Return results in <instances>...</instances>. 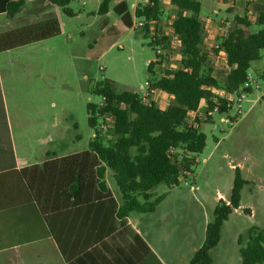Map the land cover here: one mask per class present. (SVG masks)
<instances>
[{
    "label": "rangeland",
    "instance_id": "374dc122",
    "mask_svg": "<svg viewBox=\"0 0 264 264\" xmlns=\"http://www.w3.org/2000/svg\"><path fill=\"white\" fill-rule=\"evenodd\" d=\"M101 1L73 0L69 5L73 15L65 14L60 7L46 9L58 18V36L0 54L5 109L19 152L32 151L40 157L46 150L88 148L95 131L88 123L87 106L102 103L94 88L104 79L113 81L120 91L147 92L148 66L157 59L151 35L156 24L150 23V35L145 27L127 29L112 11L107 16L99 14ZM148 1L129 0L131 14L134 16L136 7ZM200 1V18L206 29L204 42L211 50L219 37L234 28L235 18L246 15L245 2ZM160 11V33L170 37L172 46L164 52L168 57L163 67H158L159 73L163 68L178 67L180 62V45L172 30L179 10L172 0H161ZM247 15L252 25L241 26L247 33L258 32L261 27L256 15ZM105 20L108 23L104 30ZM110 28L114 32L108 31ZM260 54L261 58L252 62L249 69L259 81L264 72V50ZM212 61L215 74L224 80L228 72L224 55H212ZM155 93L152 99L159 107L171 103L170 95ZM262 96L260 91L251 94L243 103L242 115L233 123L222 118L234 117L236 111L214 113L211 120L205 121L208 108L205 103L200 106L197 114L203 121L196 126L206 135L205 148L194 156L192 171L180 177L179 186L171 190L166 185L157 188L159 195L170 193L157 213L139 224L140 229L150 233L154 248L168 264H189L203 245L215 207L221 199H230L237 168L248 182L241 190L240 207L224 222L220 242L211 251L212 264H242L240 248L249 240V229L256 226L264 232ZM189 121H194L193 114ZM108 177L115 188L111 172Z\"/></svg>",
    "mask_w": 264,
    "mask_h": 264
},
{
    "label": "trees",
    "instance_id": "16d2710c",
    "mask_svg": "<svg viewBox=\"0 0 264 264\" xmlns=\"http://www.w3.org/2000/svg\"><path fill=\"white\" fill-rule=\"evenodd\" d=\"M27 0H0V12H7L14 18ZM73 0H51L67 15H73L69 8ZM161 0H149L139 4L134 16L130 12L128 0H102L99 14L115 13L125 28H134V20L145 22L146 34L150 35V23L156 24L152 43L165 51L171 50L169 36L161 34L157 24L161 14ZM178 8L177 17L172 21L173 35L180 45V62L176 68H163L168 55H158L148 66V95L132 91H120L116 84L104 79L94 88L102 97L101 104H88V123L95 133L90 140L89 149L74 155L58 157L46 162L41 169V177L36 180L46 187L43 197L36 193L29 181L27 170L19 173L28 183L30 198L38 204L44 217L49 206V194L54 191L58 200L57 209L72 203L111 199L117 217L131 213H153L165 199L156 190L160 185L169 189L180 185V177L192 171L195 155L201 153L206 145V135L196 125L203 120L197 113L205 103L210 110L218 103L219 114L229 113L225 100L215 94V89L228 93L241 91L253 94L244 88L252 62L261 58L264 50V0H244L246 15L235 18L236 25L218 38L215 47L209 49L205 44V25L200 18V0H172ZM115 4V5H113ZM113 5V6H112ZM256 15V23L261 29L247 33L241 26L252 25L247 14ZM107 20L103 29H107ZM61 26L56 14L48 13L32 23L0 33V53L22 48L38 42L50 40L60 34ZM108 31L114 32L113 28ZM224 53V80H219L212 55ZM263 81L264 72L260 75ZM164 92L172 97L171 103L159 107L153 101L155 92ZM264 102V94L261 97ZM194 115V121L189 116ZM213 116H206L205 121ZM109 123V128L105 125ZM10 155L13 156L11 140ZM14 164V158H13ZM115 181L121 205L116 204L108 184L107 173ZM248 181L236 169L234 186L228 201L220 200L214 210V220L206 228L203 245L197 250L189 264H212L211 251L221 239V230L236 209L240 207L241 190ZM45 183V184H43ZM43 184V185H42ZM70 200H66L67 198ZM47 218V217H46ZM249 240L240 248L242 264H264V232L256 226L248 231ZM137 240L149 250L137 234ZM241 244V242H239Z\"/></svg>",
    "mask_w": 264,
    "mask_h": 264
},
{
    "label": "crops",
    "instance_id": "0c3cea01",
    "mask_svg": "<svg viewBox=\"0 0 264 264\" xmlns=\"http://www.w3.org/2000/svg\"><path fill=\"white\" fill-rule=\"evenodd\" d=\"M52 7L58 6L51 0H27L14 18L0 12V33L54 13L46 11ZM4 99L0 81V264H168L154 248L147 229L139 227L148 215L157 213L158 207L153 213L117 217L111 199L73 204L68 197L66 200L71 199L70 202L57 209L59 198L53 191L49 194V210L44 217L38 204L30 198L28 183L19 173L27 170L31 186L43 197L46 187L42 186L41 191V184L36 180L42 176L41 169L32 167L41 168L52 159L84 152L89 146L79 150H46L40 157L32 151L19 152ZM10 140L14 157L10 155ZM107 179L119 206L121 198L108 173ZM168 193H164L163 202ZM137 234L149 250L137 240Z\"/></svg>",
    "mask_w": 264,
    "mask_h": 264
},
{
    "label": "built area",
    "instance_id": "2783aa9c",
    "mask_svg": "<svg viewBox=\"0 0 264 264\" xmlns=\"http://www.w3.org/2000/svg\"><path fill=\"white\" fill-rule=\"evenodd\" d=\"M144 25H145V22L143 20H138V19L134 20V28L144 27ZM164 52H165V50L161 46H157L156 53L158 55H165ZM220 54L224 55V53H222V52ZM148 87H149V84H148ZM244 88L251 89L254 92L260 91V92H262V94H264L263 81L262 80L259 81V79L256 76H254L253 74H251L250 72L247 75L246 81L244 83ZM148 92L149 91L147 89V92L142 94V97L144 99H146ZM214 92L219 97H221L225 100V106L229 109V111H236L237 112L236 116H234V117L228 116V118H224V117L222 118L223 121L228 120L231 123H233L237 117L242 115L243 103L251 95L250 93L245 92V91H241L238 93H228L224 90L215 89ZM219 107H220V104L218 103L212 109H210V110L208 109L206 116H213L214 113H219ZM181 179L182 178H180V180Z\"/></svg>",
    "mask_w": 264,
    "mask_h": 264
}]
</instances>
